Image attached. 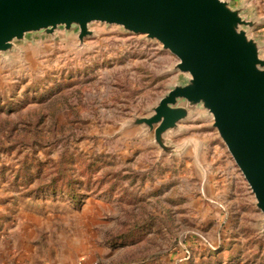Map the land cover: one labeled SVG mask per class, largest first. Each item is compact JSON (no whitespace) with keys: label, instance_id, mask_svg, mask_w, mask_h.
<instances>
[{"label":"rangeland","instance_id":"374dc122","mask_svg":"<svg viewBox=\"0 0 264 264\" xmlns=\"http://www.w3.org/2000/svg\"><path fill=\"white\" fill-rule=\"evenodd\" d=\"M223 1L264 59V0ZM89 29L0 53V264H264V214L213 116L191 107L166 150L134 124L188 82L178 58Z\"/></svg>","mask_w":264,"mask_h":264},{"label":"water","instance_id":"95a60500","mask_svg":"<svg viewBox=\"0 0 264 264\" xmlns=\"http://www.w3.org/2000/svg\"><path fill=\"white\" fill-rule=\"evenodd\" d=\"M94 22L158 40L178 58L188 82L134 124L148 126L166 150L164 134L201 105L264 214V59L241 29L251 23L223 0H0V53L30 33L62 26H78L83 42Z\"/></svg>","mask_w":264,"mask_h":264},{"label":"trees","instance_id":"16d2710c","mask_svg":"<svg viewBox=\"0 0 264 264\" xmlns=\"http://www.w3.org/2000/svg\"><path fill=\"white\" fill-rule=\"evenodd\" d=\"M74 198H75V196H74Z\"/></svg>","mask_w":264,"mask_h":264}]
</instances>
